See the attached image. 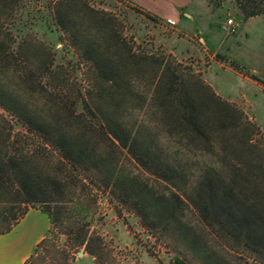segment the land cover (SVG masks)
<instances>
[{"label": "trees", "instance_id": "obj_1", "mask_svg": "<svg viewBox=\"0 0 264 264\" xmlns=\"http://www.w3.org/2000/svg\"><path fill=\"white\" fill-rule=\"evenodd\" d=\"M26 1L0 0V207L6 223L0 235L24 218L27 206H36L93 264H138L133 251H115L89 232L81 216L63 217L79 186L106 195L186 264H264V146L253 142L258 126L171 57L135 46L114 14L87 0H49L36 11ZM232 1L243 20L264 14V0ZM41 8L82 66V80L29 35V16ZM139 100L141 108L148 103L175 150L135 128L128 113ZM183 144L193 149L180 151ZM42 153L56 162L43 167ZM122 153L151 181L122 175L115 160ZM189 155L206 161L191 165ZM187 211L200 229L185 221ZM143 252L153 257L149 248Z\"/></svg>", "mask_w": 264, "mask_h": 264}, {"label": "rangeland", "instance_id": "obj_2", "mask_svg": "<svg viewBox=\"0 0 264 264\" xmlns=\"http://www.w3.org/2000/svg\"><path fill=\"white\" fill-rule=\"evenodd\" d=\"M47 1L49 0H30L28 7L36 11ZM87 1L93 8L114 14L121 23L123 34L127 38H132L139 49H145L158 56L171 57L182 69H187L198 76L200 81L222 101L242 112L260 129V135H254L253 142L264 146V14L243 20L232 0H190L188 8L179 13V22L175 24L149 13L150 18H147L143 14L146 12L123 0ZM26 2L28 1L25 0ZM40 11L29 16L34 17L32 20L34 26L30 27L29 35L35 44L53 53L56 64H66L67 67L73 68L76 72V76L73 75L75 79L82 80L83 68L77 63L75 54L65 46L61 35L48 26V18L42 13V8ZM23 17L26 19L25 14ZM229 20L234 25V33H231L226 25ZM145 88L146 85L140 83L137 90L147 94ZM148 96L149 94L146 96L147 102ZM141 101L139 100L136 105L137 110L128 113L135 121V128L148 129L150 135L154 139L158 138L168 151L175 150V142L164 141L161 126L153 121L155 116L148 103L143 104L141 108ZM14 132L22 130L15 127ZM184 145L180 151L193 149V145L188 147ZM40 159L43 167L48 160L56 162L51 154L46 153H42ZM186 159H190L191 165L198 167L206 161L204 158H193L190 155ZM115 160L122 175L151 181V178L125 153L116 154ZM60 170L62 169L59 165L57 171ZM68 199L71 201L68 206L69 213H65L63 217H70L68 221H71L81 216L87 223L89 232L94 231L102 236L105 243L115 251H133V257H137L138 264H157L153 257L162 260L163 264H186L176 253H166V250L160 248L141 228L136 217L121 210L106 195L93 188L91 191L81 190L78 186L75 194ZM1 207L0 228L6 225L1 215ZM26 208L27 213L36 211L46 216L39 207ZM32 219L30 217L26 220L22 227L24 230L33 224V227H36V224L39 227ZM185 221L200 229L192 212L185 213ZM48 223L49 230L44 237L45 243L37 253L35 252L37 245L35 246L27 264H93L83 247L75 250L70 248L69 240L63 234L65 230H53L49 220ZM143 247L149 248L153 257L147 256L143 252ZM133 261L136 262L130 260L129 263ZM233 264L239 262L233 261Z\"/></svg>", "mask_w": 264, "mask_h": 264}, {"label": "crops", "instance_id": "obj_3", "mask_svg": "<svg viewBox=\"0 0 264 264\" xmlns=\"http://www.w3.org/2000/svg\"><path fill=\"white\" fill-rule=\"evenodd\" d=\"M144 12L163 20L179 22V13L187 9L190 0H124ZM162 8V10L157 9ZM32 217L36 227L22 228ZM31 221V222H32ZM22 228V230H21ZM49 230L47 217L36 211H29L24 218L6 234L0 235V264H25L35 246L40 243ZM29 234V235H28ZM30 237V239H29Z\"/></svg>", "mask_w": 264, "mask_h": 264}, {"label": "built area", "instance_id": "obj_4", "mask_svg": "<svg viewBox=\"0 0 264 264\" xmlns=\"http://www.w3.org/2000/svg\"><path fill=\"white\" fill-rule=\"evenodd\" d=\"M169 22H170V21H169ZM226 25H227V27H228V29H229V31H230L231 33H234V32H235L234 25L232 24V22H231L230 20L227 21Z\"/></svg>", "mask_w": 264, "mask_h": 264}, {"label": "water", "instance_id": "obj_5", "mask_svg": "<svg viewBox=\"0 0 264 264\" xmlns=\"http://www.w3.org/2000/svg\"><path fill=\"white\" fill-rule=\"evenodd\" d=\"M78 255H80V253H78Z\"/></svg>", "mask_w": 264, "mask_h": 264}]
</instances>
